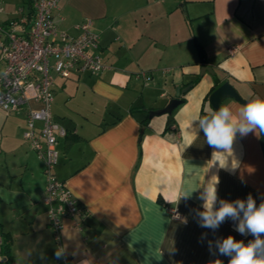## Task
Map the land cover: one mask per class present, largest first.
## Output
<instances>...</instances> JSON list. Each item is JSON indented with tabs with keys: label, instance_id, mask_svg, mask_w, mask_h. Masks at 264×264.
<instances>
[{
	"label": "crops",
	"instance_id": "0c3cea01",
	"mask_svg": "<svg viewBox=\"0 0 264 264\" xmlns=\"http://www.w3.org/2000/svg\"><path fill=\"white\" fill-rule=\"evenodd\" d=\"M0 2L3 21L30 12L28 0ZM53 15L71 35L90 19L107 66L54 76L52 86L51 113L66 130L54 172L86 208L83 230L65 218L54 239L43 162L22 139L27 109L37 107L29 102L14 113L0 109V245L7 242L14 264L222 263L228 256L209 242L248 235L231 219L215 231L201 227L200 196L218 178L216 207L249 195L259 206L264 155L260 135L249 133L237 134L225 158L214 156L196 121L213 111L208 97L224 82L243 100L264 97V0H59ZM202 66L214 74L200 75ZM189 84L170 121L149 117ZM243 105L220 104L234 113Z\"/></svg>",
	"mask_w": 264,
	"mask_h": 264
},
{
	"label": "built area",
	"instance_id": "2783aa9c",
	"mask_svg": "<svg viewBox=\"0 0 264 264\" xmlns=\"http://www.w3.org/2000/svg\"><path fill=\"white\" fill-rule=\"evenodd\" d=\"M58 2L29 0L28 15L6 21L1 19L4 10L0 2V109L14 113L29 102L37 105L27 109L22 139L43 162V202L48 206L49 227L55 240L59 239L65 218L73 219L77 230H83L86 208L54 172L57 141L66 135L51 113L54 76L68 79L73 73L99 74L107 69L95 53L100 38L90 19L73 26L76 35L56 28L53 13ZM138 76L150 80L146 72ZM171 216L179 218L180 214L172 211Z\"/></svg>",
	"mask_w": 264,
	"mask_h": 264
},
{
	"label": "clouds",
	"instance_id": "9594fccd",
	"mask_svg": "<svg viewBox=\"0 0 264 264\" xmlns=\"http://www.w3.org/2000/svg\"><path fill=\"white\" fill-rule=\"evenodd\" d=\"M196 122L207 144L215 150L214 156L225 158L224 153H232L237 134L241 137L249 133L264 134V97L250 98L236 113L229 106H220ZM220 166L225 167L226 164ZM218 182V178H215L200 196L203 201V211L197 213L200 226L215 231L225 220L231 219L235 222V231L241 235L250 234L254 239L245 244L229 235L217 239L214 244L209 242V249L214 247L220 255L230 257L229 264H264V202L257 206L249 195L246 200H220L219 207H216ZM190 195L191 189L178 193V198H188ZM55 256L61 259L64 256L63 249H58ZM215 264H221V261L216 260Z\"/></svg>",
	"mask_w": 264,
	"mask_h": 264
},
{
	"label": "water",
	"instance_id": "95a60500",
	"mask_svg": "<svg viewBox=\"0 0 264 264\" xmlns=\"http://www.w3.org/2000/svg\"><path fill=\"white\" fill-rule=\"evenodd\" d=\"M205 72H208L210 75H213L214 72L212 69L208 66H202L200 70V75H203ZM192 87V84L187 85L186 87L180 89L177 88L175 91V98L171 99L168 104L159 110L156 111H149L148 115L149 117L154 115H168V121L171 120L172 111L182 103V100L179 98L181 94L186 92ZM226 98H232L241 104H245L247 100H243L241 96L238 94L236 89L230 85L228 82H224L223 84L219 85L213 92L210 93L208 97V102L212 108L213 111L218 110L220 107L221 102Z\"/></svg>",
	"mask_w": 264,
	"mask_h": 264
},
{
	"label": "trees",
	"instance_id": "16d2710c",
	"mask_svg": "<svg viewBox=\"0 0 264 264\" xmlns=\"http://www.w3.org/2000/svg\"><path fill=\"white\" fill-rule=\"evenodd\" d=\"M28 3H29V0H28ZM202 62H204V61L202 60ZM196 81H197V79H195L192 83L194 84ZM260 145H261V149H262V152L264 155V134H260ZM160 202H161V200H160ZM253 239H254V237L249 234L243 240V242L245 244H247L250 240H253ZM0 256H1L0 264H14L12 256L10 255V252H9V247L7 245V242L6 243L3 242L0 245ZM229 260H230V257H227L221 264H229Z\"/></svg>",
	"mask_w": 264,
	"mask_h": 264
}]
</instances>
